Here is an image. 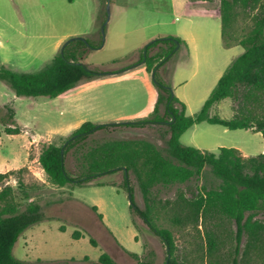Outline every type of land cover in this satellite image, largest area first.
Segmentation results:
<instances>
[{
  "label": "rangeland",
  "instance_id": "rangeland-1",
  "mask_svg": "<svg viewBox=\"0 0 264 264\" xmlns=\"http://www.w3.org/2000/svg\"><path fill=\"white\" fill-rule=\"evenodd\" d=\"M109 1L106 21V0H0V65L6 64L17 72L38 71L60 54L67 40L83 38L91 46L83 49L80 63L103 73L79 82L54 99L16 97L0 82V118H6V108H11L14 123L10 122V127L20 130L17 135H7L0 125V173L26 169L21 180L30 198L25 200L20 193L16 174L0 184V190L11 186L21 208L35 201L45 216L27 228L14 244L12 255L24 264H96L102 253L118 264H136L123 250L140 256L153 252L155 264H163L164 246L129 209L130 193L122 172L99 177L82 187H56L41 169L39 154L43 147L61 143L85 122L98 126L150 118L160 83L185 105L186 116L193 117L225 69L243 51L240 46L224 47L218 17L201 13L186 16V0ZM202 4L219 13V0ZM249 26L250 15L239 13L238 34H244ZM168 36L179 37L186 47L174 49V55L157 70L154 79L143 64L112 73L138 64L147 44ZM159 112L163 115L162 106ZM234 114L236 103L231 99L218 102L210 110V116L223 119ZM166 131L167 125L163 124L118 126L96 131L89 139H143L165 151ZM179 141L212 153L221 147L235 148L247 157L264 151L260 133L232 131L207 123L193 125ZM65 167L74 177L70 154L65 158ZM127 177L135 204L143 209L137 183L131 174ZM205 180L208 183L213 178L206 173ZM202 183L199 179L188 185L155 188L157 225L172 229L167 222L168 210L180 195L190 198V192ZM92 207L97 208L102 221ZM258 219L264 221V215ZM173 231L180 249L187 246L185 233ZM76 233L78 238L74 237Z\"/></svg>",
  "mask_w": 264,
  "mask_h": 264
},
{
  "label": "trees",
  "instance_id": "trees-1",
  "mask_svg": "<svg viewBox=\"0 0 264 264\" xmlns=\"http://www.w3.org/2000/svg\"><path fill=\"white\" fill-rule=\"evenodd\" d=\"M212 1L188 0L190 3ZM239 13L250 15L249 29L242 35L236 30ZM219 18L224 47L240 46L243 51L219 77L196 115L186 116L185 105L160 83L150 118L98 126L85 122L61 143L43 147L38 157L48 181L56 187H82L99 177L122 172L125 188L132 195L129 209L164 246L163 264H264V221L258 219L259 215H264V151L256 156L243 157L235 148L221 147L217 153H212L184 146L179 141L193 125L207 123L232 131L260 133L264 142V0H219ZM88 45L73 41L65 47L62 55H55L48 64L34 72H17L1 64L0 82L7 85L16 97L57 98L79 82L90 81L98 75L99 71L89 70L79 61ZM177 45L186 47L185 42L176 36L156 39L139 55V63L144 61L145 71L150 74L155 70L156 76L157 70L174 55ZM126 69L128 67L112 73ZM224 99L236 103V114L230 119L210 116L211 108ZM161 106L163 115L159 112ZM6 111V118H0L3 132L19 134V128L10 127L13 110L6 108ZM151 124L167 125L165 151L143 139H89L96 131L108 128H144ZM68 154L74 161V177L65 167ZM25 170L0 173V184L16 174L18 189L27 200L30 195L21 180ZM206 173L213 181L206 182ZM128 174L137 183L143 209L135 204ZM199 179L204 183L195 186L196 191L190 192V198L180 195L168 210L167 222L172 229L158 226L159 210L155 206L153 190L159 186L188 185ZM92 211L102 221L97 208L92 207ZM44 219L37 202L29 201L21 208L15 202L11 186L6 185L0 190V264H24L12 255L14 244L27 228ZM173 230L185 233L187 246L180 249ZM74 237L78 238V233ZM90 243L95 245L93 240ZM123 251L136 264H155L153 252L140 256ZM96 264L118 263L102 253Z\"/></svg>",
  "mask_w": 264,
  "mask_h": 264
},
{
  "label": "crops",
  "instance_id": "crops-1",
  "mask_svg": "<svg viewBox=\"0 0 264 264\" xmlns=\"http://www.w3.org/2000/svg\"><path fill=\"white\" fill-rule=\"evenodd\" d=\"M202 3L203 2L190 3V2H188V0H186L185 15L186 16H192L194 14H200L201 13V14L206 15V16H211V17L214 16V17H218L219 18V13L218 12L217 13H214L211 10L210 7H208V6H206V5L202 4ZM175 19H177V18H175ZM241 155L243 157H247V156H244L243 154H241Z\"/></svg>",
  "mask_w": 264,
  "mask_h": 264
},
{
  "label": "water",
  "instance_id": "water-1",
  "mask_svg": "<svg viewBox=\"0 0 264 264\" xmlns=\"http://www.w3.org/2000/svg\"><path fill=\"white\" fill-rule=\"evenodd\" d=\"M109 4H110V1H109V0H106V7H105V8H106V15H107V19H106V21L108 20ZM105 23H106V22H105ZM105 23L101 26V33H103V28H104ZM102 36H103V34H102ZM73 41H82V42L86 43L85 39H83V38H71V39L67 40V42L64 44V46H63V48H62V50H61V52H60L61 55H62V53H63V49H64L69 43H71V42H73ZM100 48H101V46L98 47V49H100ZM178 48H179V45L176 46L175 50H177ZM143 63H144V61H142V62H140V63H138V64H134V65L130 66L128 69L134 68V67L138 66L139 64H143ZM126 70H127V69H126ZM126 70H124V71H126ZM151 75H152V78L154 79V76H155V70L151 72ZM166 89H169V88H166ZM171 93H172V92H171ZM172 95H173V94H172ZM73 138H74V137L69 138V140H67V141L64 143L63 147L66 146V145H67V144H68ZM61 153H62V150H61ZM128 200H129V205H130V204L132 203V195H131V194L128 195ZM168 257H169V256H168Z\"/></svg>",
  "mask_w": 264,
  "mask_h": 264
}]
</instances>
